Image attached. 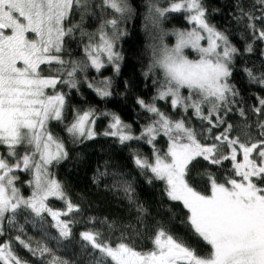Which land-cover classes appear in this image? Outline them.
Instances as JSON below:
<instances>
[{
	"label": "snow or ice",
	"instance_id": "obj_1",
	"mask_svg": "<svg viewBox=\"0 0 264 264\" xmlns=\"http://www.w3.org/2000/svg\"><path fill=\"white\" fill-rule=\"evenodd\" d=\"M107 11L111 18L104 19ZM133 13L130 0H0V237H9L0 240V264H29L17 244L43 264H77L57 254L64 242H72L75 215L83 209L53 171L69 158L63 138L52 130L53 122L64 124L73 143L103 135L120 145H150L151 157L131 149L133 163L149 184L163 183L167 199L187 211L181 223L211 247L200 254L162 222L154 226L152 247L147 249L125 232L113 239L93 227L79 233L81 256L86 257L80 264H264V96L257 95L247 111L241 106L240 91L231 83L241 50L210 22L205 0H169L163 7L159 0H150L146 27L151 24L160 36L158 46H149L151 62L144 74L161 75L150 101L137 98L148 114L138 134L119 114L93 106L73 110L65 123L72 90L86 85L100 98L112 95L113 79L102 70L111 65L119 74L123 56L118 41L126 34L121 24ZM172 13L185 14L192 27L174 30L175 43L169 46L161 25ZM97 14L99 27L86 31L85 19ZM236 20L244 21L251 40L244 52H254L257 42H264V0H254L249 10L239 7ZM77 33L87 42L80 45L83 56L74 59L68 42ZM189 49L196 58L186 54ZM260 54L264 56V50ZM90 68L99 75L89 79ZM243 71L264 91V65ZM158 102H167L183 115L174 118ZM189 111L206 126L196 129L186 116ZM234 111L245 121L255 115L254 125L244 123L242 132L234 135V125L227 120ZM101 117L108 118V126L97 133ZM160 137L166 138V149L157 147ZM198 159L216 167L229 161L231 167L219 176L205 169L196 178L192 166ZM23 174L29 178L22 181ZM25 185L28 195L22 191ZM119 186L129 202L136 203L133 184L123 180ZM52 199L63 208L52 207ZM136 210L141 224L148 210L142 204H136ZM102 223L109 232L115 228L106 219ZM26 225L39 229L40 239L28 236ZM48 229H55L56 235ZM13 230L18 234L11 236Z\"/></svg>",
	"mask_w": 264,
	"mask_h": 264
},
{
	"label": "trees",
	"instance_id": "obj_2",
	"mask_svg": "<svg viewBox=\"0 0 264 264\" xmlns=\"http://www.w3.org/2000/svg\"><path fill=\"white\" fill-rule=\"evenodd\" d=\"M168 2L169 0H159L162 7L167 6ZM130 3L134 13L121 24V28L126 34L119 39L117 47L123 56V60L120 62V72L117 75L111 65L102 70L103 76H111L113 79L112 95L107 98H100L86 85H82L78 91L72 90L68 98L69 111L65 123L71 120L73 110L86 109L89 106L100 111L119 114L126 123L133 125L137 134L146 123L148 114L137 104V98L150 101L156 95L161 74L156 72L145 76L144 73L151 62V48L149 46L159 45L160 32L154 29L151 24L146 27L145 17L148 14L150 0H130ZM253 3L254 0H205L209 9L210 22L219 29L226 31L232 43L241 50V55L237 57L235 62L231 83L239 89L240 97L238 99H241V106L246 111L256 103L255 97L257 95L264 96L262 86L250 83L246 72L243 71L245 67L258 69L264 65V56L260 54L261 50H264V42H257L254 52H244L246 44L250 43L251 40L244 27V21L237 23L236 20L239 7L249 10ZM103 18H111V12L107 11ZM76 19L78 20V17ZM100 19L99 14L86 18L85 30L94 32L99 27ZM161 27L168 33L164 36V42L170 46L175 42V37L171 33L177 29H187L190 24L185 18V14L172 13L163 20ZM86 42V40L81 42L79 33L76 34L74 41L68 42V50L72 58L83 56L80 45ZM188 53L192 55L191 52ZM98 75L95 70L91 68L88 70L89 79ZM64 91H68V89L65 88ZM185 94H187L186 91ZM158 106L174 118L183 115L179 110L174 112L167 102H158ZM186 116L196 129L199 130L202 126H206L191 111ZM256 119L255 115L249 114L247 121H245L235 111L227 117L228 122L234 125V135L242 132L241 125L244 123L254 125ZM260 119H264V116H261ZM107 126L108 118L101 117L96 122L95 131L103 133ZM51 127L55 134L63 138L69 152V158L56 165L53 171L64 183L72 201L80 204L83 209L82 213L75 215L78 223L73 227L72 242H64L57 250L58 255L69 260L75 259L77 264H80V259H86V257L81 256L82 241L79 233L93 227L100 229L106 237L110 236L113 239L119 237L121 232H125L138 245L145 249L151 248L149 237L152 235L157 222L165 223L175 235L188 241L200 254L211 251L209 245L194 236L191 230L181 223L187 217V211L182 204L169 201L164 195L163 183L153 181L149 184L145 175H142L133 163L131 149H139L151 157L150 145L143 142H132L127 146L120 145L114 138L103 135H97L94 139L85 140L82 143H73L70 136L64 131V124L53 122ZM215 131L217 130H214V133ZM251 132L253 136L257 135L254 126ZM157 147L162 150L166 149L167 140L165 137L159 138ZM241 158L238 157V159ZM230 167L229 161H225L223 165L216 167L209 165L203 159H198L192 166V176L199 178V174L205 169L219 176ZM105 172L106 175H100V173ZM28 178L27 174L21 175L22 181ZM123 180L133 184L136 203H130L120 188L119 182ZM200 187L206 188V183L203 180L200 181ZM22 191L25 194L28 193L29 190L26 185L22 186ZM50 203L55 208H63L64 206L62 202L55 199H52ZM136 204H142L148 210L141 224L137 223L139 214L136 210ZM89 217H95L96 221H89ZM105 219L115 225L111 232L102 223ZM49 223H51L50 218ZM48 231L52 235H56L55 229H48ZM135 231H138L139 234L135 235ZM26 232L28 236L37 239H40L42 235L39 229L33 228L31 225H26ZM10 234L15 236L18 233L13 230ZM8 238L6 235L0 237V240ZM49 246L57 247L55 242H49ZM15 247L19 255L27 259L29 264H43L41 258L31 256L26 249L20 248L18 244Z\"/></svg>",
	"mask_w": 264,
	"mask_h": 264
},
{
	"label": "rangeland",
	"instance_id": "obj_3",
	"mask_svg": "<svg viewBox=\"0 0 264 264\" xmlns=\"http://www.w3.org/2000/svg\"><path fill=\"white\" fill-rule=\"evenodd\" d=\"M190 27H192L191 24H190ZM190 27H189V28H190ZM187 29H188V28H187ZM174 43H175V42H174ZM174 43H173V44H174ZM173 44H172V45H173ZM170 46H171V45H170ZM188 52H191L192 55H190ZM186 54L189 55L190 58H196V54H195V52H193V51L190 50V49H189V50H186ZM28 190H29V189H28ZM24 194H25V193H24ZM28 194H30V190H29L28 193L25 194V195H28ZM52 207H53V206H52ZM54 208H55V207H54Z\"/></svg>",
	"mask_w": 264,
	"mask_h": 264
}]
</instances>
